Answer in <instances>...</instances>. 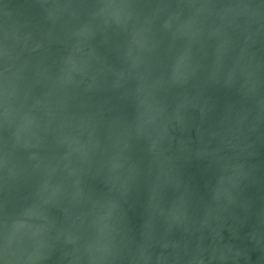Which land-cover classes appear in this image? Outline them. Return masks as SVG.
<instances>
[{
    "label": "water",
    "instance_id": "water-1",
    "mask_svg": "<svg viewBox=\"0 0 264 264\" xmlns=\"http://www.w3.org/2000/svg\"><path fill=\"white\" fill-rule=\"evenodd\" d=\"M0 264H264V0H0Z\"/></svg>",
    "mask_w": 264,
    "mask_h": 264
}]
</instances>
